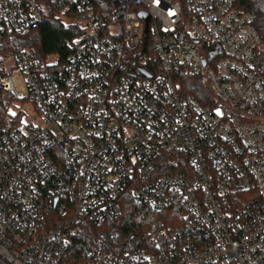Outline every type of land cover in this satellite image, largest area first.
I'll list each match as a JSON object with an SVG mask.
<instances>
[{
	"label": "built area",
	"instance_id": "2783aa9c",
	"mask_svg": "<svg viewBox=\"0 0 264 264\" xmlns=\"http://www.w3.org/2000/svg\"><path fill=\"white\" fill-rule=\"evenodd\" d=\"M237 1L111 0L107 18L75 0L63 65L0 59V91L40 122L0 117V264H264V37ZM47 13L0 0V48ZM127 196L170 218L142 248L69 261L74 228L121 219Z\"/></svg>",
	"mask_w": 264,
	"mask_h": 264
},
{
	"label": "trees",
	"instance_id": "16d2710c",
	"mask_svg": "<svg viewBox=\"0 0 264 264\" xmlns=\"http://www.w3.org/2000/svg\"><path fill=\"white\" fill-rule=\"evenodd\" d=\"M90 1L98 12L107 18L110 16L111 0ZM75 4V0H48L44 23L23 35H8L0 48V59L13 57L22 49H30L31 57L44 69L51 66L52 59H56L57 65H63L81 43L82 28L76 19ZM237 9L255 14L256 29L264 37V0H238ZM67 17L74 20L73 23L66 24L64 19ZM187 80L185 92L203 100L200 92L202 83L194 78ZM10 100L12 97L8 93L0 91L1 118L9 114ZM167 213L154 212L127 196L121 219L102 224L85 222L74 228L73 243L67 254L69 261L83 260L90 252L122 255L142 248L143 243L149 241L147 232L152 222Z\"/></svg>",
	"mask_w": 264,
	"mask_h": 264
},
{
	"label": "rangeland",
	"instance_id": "374dc122",
	"mask_svg": "<svg viewBox=\"0 0 264 264\" xmlns=\"http://www.w3.org/2000/svg\"><path fill=\"white\" fill-rule=\"evenodd\" d=\"M69 11H67L68 13ZM68 16H71L70 14ZM74 20H71L70 18H65L64 19V22L66 24L68 23H73ZM31 52L30 49H27ZM2 56H5L6 55H2ZM52 61H56V59H52ZM13 79H14V82H15V85H16V91L17 93L21 96V97H25L27 96L28 94V90H27V87H26V84H25V81L24 79L19 76V74L17 72H14L13 73ZM9 114H16V113H21V115L24 116L25 118V121L26 123H33L35 125L39 124V120L36 118L35 116V112H36V108L31 104V103H28V102H18V101H14V99L12 98V100H10L9 102ZM8 114V115H9ZM170 218V214H164V215H159V218L158 219H168Z\"/></svg>",
	"mask_w": 264,
	"mask_h": 264
},
{
	"label": "water",
	"instance_id": "95a60500",
	"mask_svg": "<svg viewBox=\"0 0 264 264\" xmlns=\"http://www.w3.org/2000/svg\"><path fill=\"white\" fill-rule=\"evenodd\" d=\"M145 16V14H141L140 17L143 18Z\"/></svg>",
	"mask_w": 264,
	"mask_h": 264
}]
</instances>
